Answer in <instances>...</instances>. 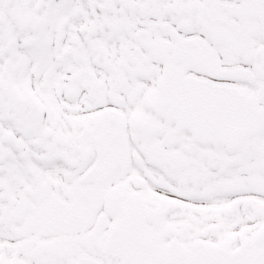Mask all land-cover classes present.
<instances>
[{"label":"snow or ice","instance_id":"6c2138e0","mask_svg":"<svg viewBox=\"0 0 264 264\" xmlns=\"http://www.w3.org/2000/svg\"><path fill=\"white\" fill-rule=\"evenodd\" d=\"M0 264H264V0H0Z\"/></svg>","mask_w":264,"mask_h":264}]
</instances>
